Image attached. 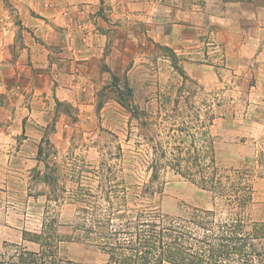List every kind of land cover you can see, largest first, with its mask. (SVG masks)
Masks as SVG:
<instances>
[{"label": "crops", "instance_id": "1", "mask_svg": "<svg viewBox=\"0 0 264 264\" xmlns=\"http://www.w3.org/2000/svg\"><path fill=\"white\" fill-rule=\"evenodd\" d=\"M149 59L224 88L213 127L235 124L228 146L264 135V0H0V94L39 169L48 139L60 149L126 113L118 79Z\"/></svg>", "mask_w": 264, "mask_h": 264}, {"label": "trees", "instance_id": "2", "mask_svg": "<svg viewBox=\"0 0 264 264\" xmlns=\"http://www.w3.org/2000/svg\"><path fill=\"white\" fill-rule=\"evenodd\" d=\"M183 86L174 98L160 94L143 107L123 103L129 113L128 140L137 137L134 147L142 150V157L132 159L137 163L133 169L145 172L132 186L140 203L128 204L127 186L114 169L118 163L103 160L89 177L78 164L68 168L52 162L41 148L44 169H35V177L51 189L38 193L46 197L40 230L24 229L22 243L4 241L0 264H82L64 251V225L72 228V239L102 253L105 264H264V202L261 216L254 214L255 177L264 178V144L238 165L226 164L212 131L217 115L211 110L204 119L192 111L196 102ZM153 101L160 106L154 109ZM117 149L119 159L122 147ZM64 170L76 187L65 181L57 185ZM168 173L207 191L210 205L185 204L175 214L165 213L157 198ZM66 204L76 206L73 218L62 216Z\"/></svg>", "mask_w": 264, "mask_h": 264}, {"label": "rangeland", "instance_id": "3", "mask_svg": "<svg viewBox=\"0 0 264 264\" xmlns=\"http://www.w3.org/2000/svg\"><path fill=\"white\" fill-rule=\"evenodd\" d=\"M167 64L168 66L165 65L163 69H159L158 63L154 59H149L142 62L141 72L137 71L130 76L120 75L118 80L122 82V86L116 90V102L121 106L123 103H133L143 107L145 100L160 94L171 93L174 98L184 85L185 95L192 96L196 102L191 106L192 111H200L204 119L206 112L211 110L217 115L215 106L219 100H222L221 98H224L222 95L224 88L220 85L205 88L197 80L190 78L184 80L179 72L182 68L177 61H175L174 69L169 62ZM219 94L222 97H219ZM159 106L157 101H153L154 109ZM180 106L182 109L186 108V105ZM168 107H173V104H169ZM15 109L17 106H13L7 96L0 94V249L4 241L22 243L24 229L31 232L40 230L46 197L39 196L38 193L48 192L51 189L35 177V169H38L39 163L27 160L28 156L21 146L22 140L26 137L25 133L21 129L17 133L13 127H9L12 124ZM125 111L123 115L115 113L107 123L98 125L94 129L75 131L70 143L63 148H55L48 139L43 150L44 156L47 155L52 162H58L68 168L78 164L86 170L85 174L89 177L92 176L89 171L103 160L111 164L118 163L114 169L127 186L128 204L133 206L140 201L133 196L132 186L137 184L136 178L143 176L145 172L142 169H133V165L135 167L137 163H132V159L142 157V150L137 152L134 147L137 137L134 136L130 141L128 140L129 113L126 108ZM218 116L219 114L217 118ZM223 128L226 130H216L212 127V131L216 136L219 158L226 164L238 165L245 157L256 155L263 150L264 135L258 138L249 136L245 144L228 146L227 142L237 141L233 140V134L230 131L236 126L233 123H227ZM239 137V135L236 136L237 139ZM118 146L122 147V155L119 159L115 157ZM63 174L57 185L61 187L62 182L65 181L67 187H76L73 178L67 177L66 170ZM165 182L164 193L160 199L157 198V203L165 213L175 214L185 204L200 207L210 205L209 194L196 184L171 173L165 175ZM254 184L256 190L254 214L259 217L262 214L264 202V178L256 175ZM75 209L74 204L64 205L62 216L73 218ZM60 231L68 239L63 243L64 251L73 260L82 264L106 263V257L102 253L76 238H71L74 236L71 227L61 226ZM24 244L32 250L37 248V245L30 242H24Z\"/></svg>", "mask_w": 264, "mask_h": 264}, {"label": "built area", "instance_id": "4", "mask_svg": "<svg viewBox=\"0 0 264 264\" xmlns=\"http://www.w3.org/2000/svg\"><path fill=\"white\" fill-rule=\"evenodd\" d=\"M83 30V29H82ZM87 33L83 30V37H84V39H86L87 38Z\"/></svg>", "mask_w": 264, "mask_h": 264}]
</instances>
